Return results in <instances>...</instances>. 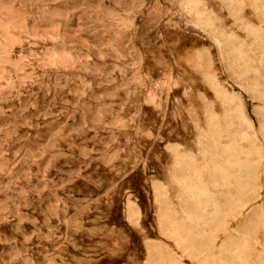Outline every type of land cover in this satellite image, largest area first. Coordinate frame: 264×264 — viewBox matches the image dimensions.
I'll list each match as a JSON object with an SVG mask.
<instances>
[{
    "label": "rangeland",
    "instance_id": "374dc122",
    "mask_svg": "<svg viewBox=\"0 0 264 264\" xmlns=\"http://www.w3.org/2000/svg\"><path fill=\"white\" fill-rule=\"evenodd\" d=\"M0 264H264V0H0Z\"/></svg>",
    "mask_w": 264,
    "mask_h": 264
}]
</instances>
